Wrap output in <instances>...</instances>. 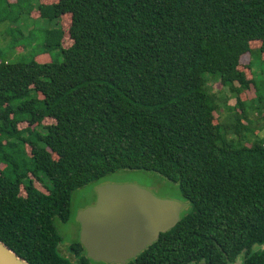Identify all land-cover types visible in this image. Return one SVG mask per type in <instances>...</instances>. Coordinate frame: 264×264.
<instances>
[{
	"label": "trees",
	"instance_id": "obj_1",
	"mask_svg": "<svg viewBox=\"0 0 264 264\" xmlns=\"http://www.w3.org/2000/svg\"><path fill=\"white\" fill-rule=\"evenodd\" d=\"M35 7L47 23L26 52L63 59L0 60V240L29 264H107L80 240L65 256L56 221H70L76 190L145 170L172 182L187 209L127 264H264V137L239 136V117L263 109L248 95L259 89L253 53L264 61V0ZM212 80L236 98V120L221 122Z\"/></svg>",
	"mask_w": 264,
	"mask_h": 264
},
{
	"label": "rangeland",
	"instance_id": "obj_2",
	"mask_svg": "<svg viewBox=\"0 0 264 264\" xmlns=\"http://www.w3.org/2000/svg\"><path fill=\"white\" fill-rule=\"evenodd\" d=\"M43 2L45 4H52L56 3L57 0H22L20 5L17 7H13L12 5H8L10 3H15L16 0H4L0 5V60L10 59L12 60H27L29 61L33 58V54L35 52V60L43 61V62H51L53 59L57 61H62V55L59 51H55L54 53H42L43 50L39 48V46L31 47L30 52L28 47L25 45L30 46V40L34 39L35 36L37 37L39 30L42 31V26L46 25V21L39 19L40 12L37 7V2ZM10 2V3H8ZM7 7V9H6ZM33 9V10H32ZM31 11V12H30ZM44 21V22H43ZM70 17L63 16L60 19L61 26H65L67 30V26L69 24ZM52 25L48 23V26L51 29H55L56 22H51ZM26 25L28 29L34 28L32 31L33 35L29 31L26 33L25 27ZM35 25V26H34ZM56 26V27H55ZM23 31V33H19ZM64 47H69L71 41L68 37L64 36L62 41ZM32 50V51H31ZM12 52V53H11ZM243 64H246L245 60L242 61ZM252 70L254 72L256 82L258 84V92H253V94H249L248 96L251 99H258L263 98V103L259 104L255 101V106L262 107L264 109V61L261 58L260 52H255L252 55ZM211 84V85H210ZM207 86V89L210 91H214L217 93L218 97L221 95L219 102L221 104L220 110V120L221 122L229 123L230 120L237 119V105L235 104V97L232 98L231 93L228 88H223L219 81H213ZM226 98H231L229 102H226ZM250 101V100H249ZM261 110L263 113L264 110ZM260 112H250L249 114H242L241 126L240 130V138H242L241 144L249 143L252 140L257 139L258 137H264V121L261 119L264 115H261ZM230 116V120H229ZM261 116V118H260ZM54 120L46 119L44 124H52ZM19 129H25L28 127V124L25 122H21L18 125ZM262 130H261V129ZM256 132V133H255ZM254 133L256 135H254ZM233 138V136H230ZM238 138V136L236 137ZM240 141H238L239 143ZM27 151L30 152V148L27 147ZM48 182V181H46ZM35 184L40 185L39 181L35 180ZM107 184H114V185H123V184H135L142 188L150 190L153 194L161 199H170V200H178L181 201V196L179 195L178 191L176 190V186L170 182L167 178L161 176L160 174L152 171H145V170H121L113 174H109L104 178L100 179L97 182L91 183L85 187H82L76 190L73 193L72 203H71V210L72 216L70 221L68 222H61L60 220L56 221L57 229L59 234L62 236V243H61V251L63 254L69 258H72V254L68 252V247L74 241L80 240V232H81V225L77 220L78 213L92 207L96 204L97 201V191L99 187ZM39 187V186H38ZM22 194L25 195V192L22 188ZM187 204V203H186ZM74 258V257H73Z\"/></svg>",
	"mask_w": 264,
	"mask_h": 264
},
{
	"label": "water",
	"instance_id": "obj_3",
	"mask_svg": "<svg viewBox=\"0 0 264 264\" xmlns=\"http://www.w3.org/2000/svg\"><path fill=\"white\" fill-rule=\"evenodd\" d=\"M185 209L135 184L103 185L96 204L78 213L80 243L94 262L127 264L176 227ZM0 264L29 263L0 240Z\"/></svg>",
	"mask_w": 264,
	"mask_h": 264
}]
</instances>
